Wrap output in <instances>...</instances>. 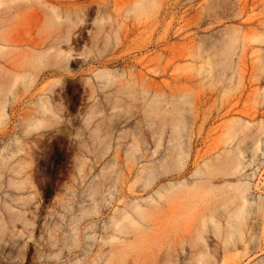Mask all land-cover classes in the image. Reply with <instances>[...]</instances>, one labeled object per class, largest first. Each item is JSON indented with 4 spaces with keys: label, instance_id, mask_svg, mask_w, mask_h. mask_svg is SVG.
Here are the masks:
<instances>
[{
    "label": "rangeland",
    "instance_id": "obj_1",
    "mask_svg": "<svg viewBox=\"0 0 264 264\" xmlns=\"http://www.w3.org/2000/svg\"><path fill=\"white\" fill-rule=\"evenodd\" d=\"M0 114V264H264V0H0Z\"/></svg>",
    "mask_w": 264,
    "mask_h": 264
},
{
    "label": "bare ground",
    "instance_id": "obj_2",
    "mask_svg": "<svg viewBox=\"0 0 264 264\" xmlns=\"http://www.w3.org/2000/svg\"><path fill=\"white\" fill-rule=\"evenodd\" d=\"M7 40V39H6ZM1 116V114H0ZM183 121H180V125H181V129H182V125H183ZM200 173H203V170H200ZM210 184H212L211 182H209ZM236 189L240 191V198H244V193L245 190H242L238 187H236ZM205 189L202 188L201 186H196L195 189L193 190L194 192H199V191H204ZM213 191V190H211ZM160 198L165 197V193H162L159 195ZM151 202L149 204V210L151 209V207L153 209L157 208V207H162V205L165 202V205L167 204V200L164 201H157V200H153V201H149ZM256 209L251 210V208L249 207V205L246 203V201H240V205L239 208L236 211H233L232 214H230L228 220H227V227H228V240L239 236L244 237V233L246 231L248 222L246 221L247 215L250 212H254ZM121 214L114 216L113 218V225L116 227L117 231L119 232H124L125 229H127L130 225H138V222L135 220L134 216H138L140 219L145 220L149 217V212H148V208L143 207L141 204H134V203H128L127 207L124 208L123 210L120 211ZM89 211H86V214H88ZM117 237L114 235H107L104 236L105 240L108 241H113L115 240ZM235 242V240L233 241ZM113 250V249H111ZM175 250V249H174ZM176 251V250H175ZM117 252V251H116ZM119 253V252H117ZM205 255H203L201 258H204Z\"/></svg>",
    "mask_w": 264,
    "mask_h": 264
}]
</instances>
